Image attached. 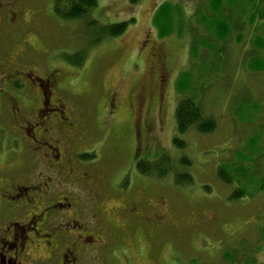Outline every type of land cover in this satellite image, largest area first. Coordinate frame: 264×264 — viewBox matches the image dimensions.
<instances>
[{"label": "rangeland", "instance_id": "rangeland-1", "mask_svg": "<svg viewBox=\"0 0 264 264\" xmlns=\"http://www.w3.org/2000/svg\"><path fill=\"white\" fill-rule=\"evenodd\" d=\"M163 1L97 0L90 13L97 22L85 28L80 21L56 16L53 0H18L38 23L40 39L31 30L26 36L40 52L39 63L56 66L63 87L77 101L75 114L82 133L77 149L93 155L78 156L83 165L74 159L72 165L76 172L82 170L98 179L109 228L119 225L122 229L121 238L113 239L108 251L96 250V257L83 253L75 264H219L228 249L264 264V72L247 66L251 58H264V1L225 0L223 13L231 32L223 43L202 22V16L208 17L212 10L198 12L207 0H168L176 8L175 25L160 37L153 14ZM131 18L123 33L102 34L103 25ZM256 37L262 47L254 42ZM216 47L218 74L212 71ZM79 51L85 55L81 66L65 61V56H80H76ZM194 52L211 62V69L205 72L207 65L194 66ZM183 70H191L201 79L197 97L217 125L209 133L188 130L179 136L184 144L178 146L173 142L178 136L174 112L180 99L175 83ZM65 94L59 97L69 98ZM3 102L1 97V105ZM1 105L5 142L0 171L8 170L27 181L42 172L43 166L29 157L36 150H21L23 142L12 135L11 127L18 128L24 120L13 119L11 110ZM19 114L23 119L32 113L25 109ZM52 131L50 128L46 136L58 141ZM59 140L63 144L61 137ZM161 152L172 160L166 175L137 171V159L152 161ZM183 156L188 163L182 161ZM227 166L234 174L231 183L218 175L219 168ZM185 173L192 176L191 182L177 183L176 175ZM39 184L41 188L42 180ZM53 189L81 190L77 183L57 179ZM241 189L242 196H231ZM53 202L48 200V205ZM135 202L133 213L137 215H128ZM153 214H162L163 220L151 226ZM56 220L60 238L69 245L71 236L81 228ZM29 239L34 241H27L25 252L33 259L50 257L42 236L29 233ZM19 240L18 236L16 242Z\"/></svg>", "mask_w": 264, "mask_h": 264}, {"label": "flooded vegetation", "instance_id": "flooded-vegetation-1", "mask_svg": "<svg viewBox=\"0 0 264 264\" xmlns=\"http://www.w3.org/2000/svg\"><path fill=\"white\" fill-rule=\"evenodd\" d=\"M27 14L18 0H0V98L4 99V109L11 110L13 119L24 120L18 128L11 127L12 135L23 142L21 150H36L28 156L43 170L27 181H20L19 175L8 170L0 171V264H75L83 253L96 257V250L108 251L113 239L121 238L122 229L119 225L109 228L98 179L82 170L76 172L72 165V159L83 165L77 157L85 153L77 149L82 133L76 120V100L71 90L63 87L57 67L39 63L40 52L26 36L31 30L40 39L38 23L33 20V13ZM45 50L50 56L49 49ZM67 84L71 85L69 80ZM62 94L69 98H60ZM25 109L32 114L22 119L19 113ZM50 128L58 141L46 136ZM54 179L77 183L81 190L57 191L53 189ZM48 200L54 201L51 206ZM136 208L137 203L127 214L137 215L133 213ZM151 217V226L163 220L162 214ZM57 218L81 228L71 236L73 241L69 245L60 238ZM86 222L89 224L80 225ZM29 233L43 237L50 257L33 259L25 252L27 241H34L29 239ZM18 236L20 240L16 242ZM27 258L32 262L28 263Z\"/></svg>", "mask_w": 264, "mask_h": 264}, {"label": "trees", "instance_id": "trees-1", "mask_svg": "<svg viewBox=\"0 0 264 264\" xmlns=\"http://www.w3.org/2000/svg\"><path fill=\"white\" fill-rule=\"evenodd\" d=\"M132 3H135L137 0H130ZM233 2L235 0H232ZM243 2L249 3L255 0H242ZM264 1V0H263ZM225 0H207L206 4L202 5L200 10L198 11L200 14L203 13L204 10H212L211 15L208 17H203V25L209 28L213 32V36L219 43H223L231 32V26L228 20V17L224 15ZM97 4V0H53V12L56 16L63 20H76L80 21L81 25L85 28L94 27L97 20L90 17L91 11ZM262 11H264V3L261 5ZM176 8H173L168 0L161 2L158 7L155 9L153 14V25L156 27L157 32L160 37L166 36L170 31H172V26L174 23V15L176 13ZM201 11V12H200ZM262 15V14H261ZM200 16V18H201ZM131 18L128 21H119L114 22L109 25H103V35L104 36H117L123 33L128 25L129 21H132ZM262 25H264V14L262 15ZM256 26V25H255ZM257 36V35H256ZM98 41L95 40L94 43ZM256 45L262 47V41L258 37L254 39ZM194 44V45H193ZM196 43H192L193 50L195 49ZM218 47V46H217ZM217 47L213 51L215 60L213 61V68L217 74L219 73V60L220 56H216V51H218ZM219 52V51H218ZM78 54H81L78 56ZM194 66H201L202 68L207 65L205 68V72L208 71L209 65L211 62L205 61V59L198 58L196 52L193 54ZM76 56L77 58H73L72 56H65V59L69 60L74 66H81L85 55H83L82 51H79ZM201 61L202 63H199ZM248 68H250L254 72H264V58H260L258 56L251 58L249 63L247 64ZM211 69V68H210ZM190 70H183L180 74V77L176 81V88L180 93V99L175 107V122H176V132L178 136L173 138L174 144L178 146H183L184 142L181 139L182 134L187 132L190 129H195L198 132L209 133L212 132L217 125L216 119L213 115L207 114L204 108L201 105V100L197 97V91L200 89L197 86L199 77L194 76ZM200 83V82H199ZM202 84V83H201ZM197 89V91H196ZM5 131L0 126V152L2 144L5 142ZM93 154L90 152H85L82 154V157L89 158ZM182 161L184 163H188V160L183 156ZM172 166V160L170 155L165 152H161L157 158L152 159V161H148L145 158L137 159L135 161V167L138 172L144 175H152L156 177H162L166 175ZM227 167L219 168V178L223 180L225 183H231L233 178V173ZM228 170V172H227ZM227 174H226V173ZM177 183L191 182L192 176L188 173L185 174H177L176 175ZM231 196L233 198L242 196L244 191L237 190L231 192ZM241 261V262H240ZM219 264H256V258L253 256H247L245 254L239 255L235 252L234 249L225 250L222 255V261Z\"/></svg>", "mask_w": 264, "mask_h": 264}]
</instances>
